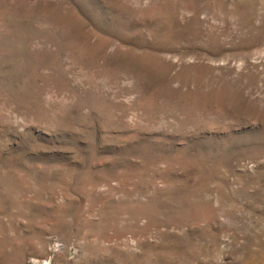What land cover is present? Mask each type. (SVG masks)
Wrapping results in <instances>:
<instances>
[{"label": "rangeland", "instance_id": "374dc122", "mask_svg": "<svg viewBox=\"0 0 264 264\" xmlns=\"http://www.w3.org/2000/svg\"><path fill=\"white\" fill-rule=\"evenodd\" d=\"M0 264H264V0H0Z\"/></svg>", "mask_w": 264, "mask_h": 264}]
</instances>
